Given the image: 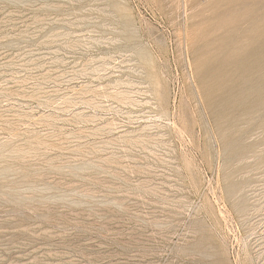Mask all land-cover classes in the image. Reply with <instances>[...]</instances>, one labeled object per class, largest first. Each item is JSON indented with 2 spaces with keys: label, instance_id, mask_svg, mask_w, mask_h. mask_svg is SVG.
<instances>
[{
  "label": "rangeland",
  "instance_id": "obj_1",
  "mask_svg": "<svg viewBox=\"0 0 264 264\" xmlns=\"http://www.w3.org/2000/svg\"><path fill=\"white\" fill-rule=\"evenodd\" d=\"M0 264H264V0H0Z\"/></svg>",
  "mask_w": 264,
  "mask_h": 264
}]
</instances>
